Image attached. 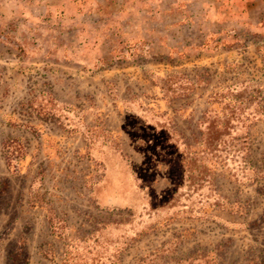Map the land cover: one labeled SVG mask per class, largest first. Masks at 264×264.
<instances>
[{
    "label": "rangeland",
    "instance_id": "1",
    "mask_svg": "<svg viewBox=\"0 0 264 264\" xmlns=\"http://www.w3.org/2000/svg\"><path fill=\"white\" fill-rule=\"evenodd\" d=\"M262 25L264 0H0V264H264Z\"/></svg>",
    "mask_w": 264,
    "mask_h": 264
},
{
    "label": "crops",
    "instance_id": "2",
    "mask_svg": "<svg viewBox=\"0 0 264 264\" xmlns=\"http://www.w3.org/2000/svg\"><path fill=\"white\" fill-rule=\"evenodd\" d=\"M252 3V2H251ZM247 4H248V2H247ZM253 4V3H252ZM245 10V12L247 13L248 12V10H246V9H241V11H244ZM261 28L262 29H264V26L262 25L261 26ZM261 62H262V65H263V68H264V55L263 54H261ZM261 98H263V97H259V99H261ZM260 109H262V111H264V109H263V106L261 107L260 106V108H259V110ZM259 112V113H257V117H256V120H258V117H259V115L261 114L262 115V117H264V112ZM257 144H259V147L257 148V150H256V158H257V160H256V162H257V165H258V170H259V172H260V174H261V176L259 177V179L260 178H262V179H264V128L262 129V131H261V134L260 133H257ZM13 141L16 143L17 141H19V142H21V140L19 139H13ZM12 148V150H13V147L12 146H10L9 147V150L7 151V153H9ZM22 158H18L17 160L15 159V162L11 165V162H10V159H9V156L8 155H6V162H7V168H8V170H9V172L10 173H12V174H15V173H17L16 172V170H17V166H18V161L19 160H21ZM12 172H11V171ZM13 172H15V173H13ZM259 179H257V180H259ZM256 180V181H257ZM258 182V181H257ZM261 184H263V182L261 183Z\"/></svg>",
    "mask_w": 264,
    "mask_h": 264
},
{
    "label": "trees",
    "instance_id": "3",
    "mask_svg": "<svg viewBox=\"0 0 264 264\" xmlns=\"http://www.w3.org/2000/svg\"><path fill=\"white\" fill-rule=\"evenodd\" d=\"M234 44H231V47H233ZM249 80L248 81H242L240 83H233L231 86H228L226 90H231L232 92H234L235 90H237L239 92V100H243L245 98V91H247V88H249ZM255 87H257V85H255ZM256 88H253L252 91H255ZM251 91V93L249 94L251 96V99H254L255 101L256 100H259V94L262 92V90L258 88L257 91V96L254 95V93ZM218 94V91L213 93L211 96H210V99L209 101H212L216 98V95ZM259 109V108H258ZM248 116H246L247 119H249L250 117V113H247ZM24 155V147L23 145L21 144V142L17 141L16 144L13 145V155H9V159H10V162H12L11 160H17L18 158H22ZM12 165V163H11Z\"/></svg>",
    "mask_w": 264,
    "mask_h": 264
}]
</instances>
